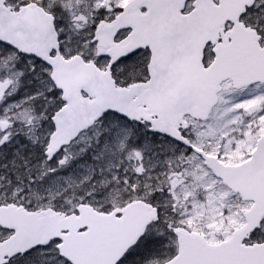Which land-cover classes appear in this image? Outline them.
<instances>
[{"label": "snow or ice", "instance_id": "6c2138e0", "mask_svg": "<svg viewBox=\"0 0 264 264\" xmlns=\"http://www.w3.org/2000/svg\"><path fill=\"white\" fill-rule=\"evenodd\" d=\"M0 264H264V0H0Z\"/></svg>", "mask_w": 264, "mask_h": 264}]
</instances>
